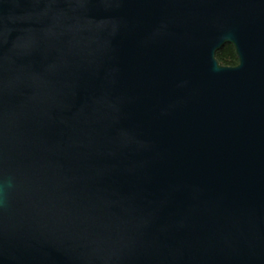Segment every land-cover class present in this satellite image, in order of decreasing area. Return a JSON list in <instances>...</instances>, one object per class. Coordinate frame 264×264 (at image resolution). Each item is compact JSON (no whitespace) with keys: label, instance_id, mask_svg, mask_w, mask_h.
I'll return each instance as SVG.
<instances>
[{"label":"water","instance_id":"obj_1","mask_svg":"<svg viewBox=\"0 0 264 264\" xmlns=\"http://www.w3.org/2000/svg\"><path fill=\"white\" fill-rule=\"evenodd\" d=\"M0 264H264V0H0Z\"/></svg>","mask_w":264,"mask_h":264},{"label":"trees","instance_id":"obj_2","mask_svg":"<svg viewBox=\"0 0 264 264\" xmlns=\"http://www.w3.org/2000/svg\"><path fill=\"white\" fill-rule=\"evenodd\" d=\"M221 65L226 67H236L239 64V58L232 45H226L216 55Z\"/></svg>","mask_w":264,"mask_h":264}]
</instances>
